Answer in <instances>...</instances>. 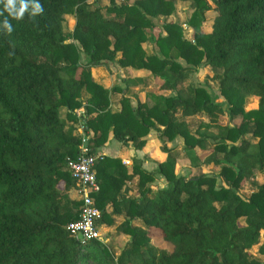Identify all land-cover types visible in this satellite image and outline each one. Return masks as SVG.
I'll list each match as a JSON object with an SVG mask.
<instances>
[{
    "label": "trees",
    "instance_id": "1",
    "mask_svg": "<svg viewBox=\"0 0 264 264\" xmlns=\"http://www.w3.org/2000/svg\"><path fill=\"white\" fill-rule=\"evenodd\" d=\"M177 1L186 0H25L21 19L0 2V264H264L247 258L264 239V0H190V38L166 19L153 36L154 18L170 16ZM33 3L42 7L35 16ZM65 14L74 18L69 32ZM117 55L121 67L145 69L173 93L135 91L140 77L124 87L94 80L92 68ZM202 64L214 70L226 109L206 86L186 83ZM249 97L256 106L245 109ZM152 131L165 153L155 171L133 162L129 173L120 156L98 152L110 135L142 149ZM176 137L181 152L168 146ZM83 148L96 155L97 226L124 214L105 241L67 229L82 204L67 163ZM179 160L195 171L177 174ZM155 173L164 187L151 184ZM134 177L138 194H125ZM247 180L255 188L245 195ZM151 230L171 249L155 247Z\"/></svg>",
    "mask_w": 264,
    "mask_h": 264
},
{
    "label": "rangeland",
    "instance_id": "2",
    "mask_svg": "<svg viewBox=\"0 0 264 264\" xmlns=\"http://www.w3.org/2000/svg\"><path fill=\"white\" fill-rule=\"evenodd\" d=\"M119 1H124V0H117ZM126 1V0H125ZM128 2H131L132 0H127ZM99 3L101 5H109V0H99ZM194 11V5L190 0H186V1H177L176 2V9L175 11L167 17H157L154 18V28L152 30V35L156 36L158 34H163L164 30L162 28V22L164 19L166 20H172L175 22H178L181 24L183 30H184V34L187 37H191L192 36V28L190 26L187 25L186 21L187 19L190 17V15L192 14V12ZM206 18L209 20L210 15L206 14ZM74 25V18L72 14H65L64 15V22H63V30L64 32H69L72 30ZM148 47L151 49L153 48L151 43L147 44ZM154 49L157 51V47H154ZM119 57V55L116 56L115 60L113 61H106V65H103L101 67L100 70L103 71V74H106L107 77H110L113 75H117L120 74L118 68H117V58ZM182 64H184V61L182 59H178ZM80 61L81 62H85L86 61V56L85 54L82 52L80 55ZM105 66V67H104ZM212 74H214V70L208 68L205 65H200L197 68H195L193 71H191V73H189V78L186 81L190 82L191 84L194 85H204L207 87V89L209 90V93L211 94V97L213 98V100L215 102H217L223 109H226V101L225 99L219 94L218 88H217V84L212 80L211 76ZM115 78V77H114ZM116 79V78H115ZM111 85H115V82H111ZM144 88L146 90L152 91V92H164V93H173L171 92L169 89H166L163 87V79L160 77H156L153 76L151 74L149 75H145L144 77ZM111 86V87H112ZM140 88V86L138 87ZM135 91L137 89V86L133 88ZM253 106H256V101L255 99L249 97L246 99L245 101V109H249L252 108ZM189 122L191 123L192 128L194 129L197 125V121L198 118L196 117H190L188 118ZM238 120V119H237ZM153 138L155 137V141H159V148L161 151V155L165 154L164 151L161 150V146L162 143L160 142L158 136H157V132L153 131ZM180 144H182L180 146ZM177 143L175 140L171 141V143H168V146L173 147L175 150H179L181 152V147H183V140H181V143ZM208 149L207 150H198V154H200V157L203 159L207 154H208ZM202 169L205 171H212L213 173H217L220 169V166H212L211 168L209 166L206 165H202ZM195 171L194 168H192L189 164V162L187 160H179L178 165L176 167V172L177 174L180 175H190ZM165 181V179H164ZM161 181L159 178L156 179V181H153L154 186H160V183L164 182ZM255 181L256 183H261L263 181V177L260 173H257L255 175ZM220 183V180L218 181ZM166 185V182H165ZM255 188L254 184L252 182H250V180L245 181L241 187H240V191L245 194L248 195L250 194L251 191H253ZM71 196L75 197V198H79V196H75L74 193H71ZM243 222V219H242ZM100 232L102 235V239L105 241V237H107V233H105V231H103L101 228ZM152 232V239H151V243L159 248V249H163V250H169L171 249V245L168 244L167 242H165L161 236L157 233V232ZM126 238V237H125ZM114 245V243H112L110 245V247L112 248ZM118 252V251H117ZM247 258L248 259H256V260H263L264 259V239L260 238L259 242L255 245H253L250 249H248L247 251Z\"/></svg>",
    "mask_w": 264,
    "mask_h": 264
},
{
    "label": "crops",
    "instance_id": "3",
    "mask_svg": "<svg viewBox=\"0 0 264 264\" xmlns=\"http://www.w3.org/2000/svg\"><path fill=\"white\" fill-rule=\"evenodd\" d=\"M118 70L120 71L117 75H113L110 77H107L106 74H103V71L100 70L101 67L103 66H97L92 68V77L94 80L97 82L101 83L102 85L106 87H111V82H115V85H119L121 87H124V83L122 80L124 78H132V77H140L142 78L141 82L137 83V89L136 91L142 89L144 91H149L144 88V77L145 75H149L150 72L145 70V69H133L131 67H121L119 64H116ZM105 67V66H104ZM140 86V88H138ZM152 92V91H150ZM157 93V92H156ZM113 102L111 104V109L112 110H118L120 105L118 103V98L117 96L113 97ZM132 104L134 102L132 101ZM153 131L150 132L147 135V140L146 144L142 149H135L131 144H128L126 146L121 145L119 141L114 139L112 135L109 136L108 140L105 142V144L101 147L98 148V152L108 155V156H120L122 159V163L125 164L128 168V172L130 173L132 171V164L133 162H138L141 164V167L144 168L147 171H155L157 167V162L161 160L164 157V154L161 155L160 151V146H159V141H155L158 139L153 138ZM177 143H181L182 138L181 137H176L174 139ZM171 143V142H169ZM182 144H180L181 146ZM182 148V147H181ZM159 178L161 181H164V177L159 174L155 173V181L156 179ZM154 186V185H153ZM165 186V181L160 183V186L158 187H164ZM122 192L125 194H132V195H137V190H136V177H134L131 181H127L126 184L122 188ZM111 207V206H110ZM109 208V206H108ZM114 221L112 225H103L101 229L105 231V233L109 232L112 230V228L118 224L120 221L123 220L124 214H115L113 216ZM120 239L126 240L127 236L124 234H121ZM126 237V238H125ZM104 239H107L104 238Z\"/></svg>",
    "mask_w": 264,
    "mask_h": 264
},
{
    "label": "built area",
    "instance_id": "4",
    "mask_svg": "<svg viewBox=\"0 0 264 264\" xmlns=\"http://www.w3.org/2000/svg\"><path fill=\"white\" fill-rule=\"evenodd\" d=\"M96 155H88L85 148L81 154L68 161L67 166L72 178L78 182V196L82 201L79 216L67 224L69 232L85 240H100L102 235L97 220L101 217V210L94 204L92 195L99 190V183L95 172Z\"/></svg>",
    "mask_w": 264,
    "mask_h": 264
},
{
    "label": "clouds",
    "instance_id": "5",
    "mask_svg": "<svg viewBox=\"0 0 264 264\" xmlns=\"http://www.w3.org/2000/svg\"><path fill=\"white\" fill-rule=\"evenodd\" d=\"M0 2L4 3L5 10L14 17L15 19H21L24 16V13L28 9V4L25 2V0H19V8L17 9V0H0ZM33 12L32 15L35 16L36 14L40 13L42 11V7L39 3H33L32 5ZM4 28L7 29L8 32L12 31V26L6 19L4 21Z\"/></svg>",
    "mask_w": 264,
    "mask_h": 264
},
{
    "label": "water",
    "instance_id": "6",
    "mask_svg": "<svg viewBox=\"0 0 264 264\" xmlns=\"http://www.w3.org/2000/svg\"><path fill=\"white\" fill-rule=\"evenodd\" d=\"M86 144H87V140L84 141V145H86Z\"/></svg>",
    "mask_w": 264,
    "mask_h": 264
}]
</instances>
